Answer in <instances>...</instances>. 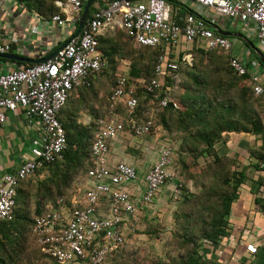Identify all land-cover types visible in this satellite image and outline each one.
Returning a JSON list of instances; mask_svg holds the SVG:
<instances>
[{
  "label": "built area",
  "instance_id": "2783aa9c",
  "mask_svg": "<svg viewBox=\"0 0 264 264\" xmlns=\"http://www.w3.org/2000/svg\"><path fill=\"white\" fill-rule=\"evenodd\" d=\"M188 9L178 15L168 0H110L96 5L79 32H75L82 14V0H56L65 15L55 13L51 21L73 30L67 43L41 62L0 72V128L10 113L22 112L26 123L36 128L30 151L15 171L3 175L0 187V221L11 217L19 183L62 157L67 146L59 111L73 88L84 83L89 74L101 70L106 62L98 49V36L106 29H123L136 45L158 46L162 53L155 63V77L131 81L129 64L116 71V81L108 96V114L98 117L97 130L90 146L91 165L85 172L87 185L80 194L62 198L57 206L34 218L36 245L52 264H106L117 246L124 242V229L139 217L140 208L151 206L160 188L173 184V195L179 196L182 184L172 169L173 141L155 124L153 118L168 106L172 86L166 76L176 72L179 63H189L191 48L228 51L232 40L217 31L213 24L222 17L238 21L246 34H254L264 47V0H186ZM211 25V27H210ZM33 32H35V27ZM11 49L7 40L0 42V53ZM229 65L238 74L250 73L255 93L263 92L258 59L249 63L241 56H229ZM89 84L88 82H86ZM147 92L159 90V100L146 114L147 119L125 117L117 107L129 111L137 105L136 84ZM35 131V130H34ZM126 132L144 152L156 146L153 164L146 170L139 205L129 192L135 186L139 170L135 164L111 157V143ZM152 136L151 144L147 137ZM260 166L264 168V163ZM247 250L256 251L254 244Z\"/></svg>",
  "mask_w": 264,
  "mask_h": 264
},
{
  "label": "rangeland",
  "instance_id": "374dc122",
  "mask_svg": "<svg viewBox=\"0 0 264 264\" xmlns=\"http://www.w3.org/2000/svg\"><path fill=\"white\" fill-rule=\"evenodd\" d=\"M103 39L102 47L113 51L112 61L106 62L105 70L114 76L115 71H120L126 64H130L129 52L137 47L126 40L123 32L115 29L106 32ZM220 56L222 55L212 53L200 57L196 54L193 67L191 65L184 67L175 78V87L170 95L173 106L171 110H167L164 123L170 126L165 127V131H168L175 141L172 169L182 184V192L179 196H174L173 185L169 182L164 184L165 193L161 191L158 193L147 212L139 211L138 219L130 220L126 224L124 229L126 252L119 258L122 264H180V260L184 258L198 256L220 261L215 254L211 256L204 254V244L208 241L202 234L209 228L213 214L221 210V197L227 191L230 192L239 167L237 160L228 152L217 159L209 153L201 154L200 150H205L209 146L199 135L208 133L209 126L219 122L223 116V120L235 122L238 126L239 130H230L231 134L247 132L258 135V138L264 141V129L263 133H254L248 129L253 118H258L264 125V93L260 96L250 93L243 102L238 88H226L230 75L224 71L223 61L227 55L223 53V56ZM218 79L223 84V88L219 89L221 94L214 95L217 98L212 99L210 107H204L205 102L214 94L212 85H216ZM110 82L107 76L104 83H98L93 89L72 94L67 107L66 111L71 114L72 120L78 125L86 126L90 135L95 131L96 117L106 104ZM225 106H231L232 109L228 111ZM214 143V150L218 152L221 143L217 141ZM261 147L264 148V142ZM131 152L137 155L134 151ZM84 162L83 160L82 165L76 167L75 175L70 166L64 163L55 168L45 167L38 171L21 186L22 199L19 200V208L33 216L38 208L36 204L51 192L53 195V191L59 189L56 187L57 184L59 182L60 185L65 184L63 180L66 179L69 180V184L61 186L62 192L56 194L57 198H69L84 179L82 171ZM63 173H67L66 178H63ZM246 258L247 264H264L263 255L252 254ZM22 264H43V261L38 259V262L31 263L24 259Z\"/></svg>",
  "mask_w": 264,
  "mask_h": 264
},
{
  "label": "crops",
  "instance_id": "0c3cea01",
  "mask_svg": "<svg viewBox=\"0 0 264 264\" xmlns=\"http://www.w3.org/2000/svg\"><path fill=\"white\" fill-rule=\"evenodd\" d=\"M109 1L105 0L102 6H105ZM169 2L176 8L178 15H182L188 9L186 0H169ZM58 9L57 13L65 15L63 10L59 7ZM213 26L227 32L226 36L232 40V47L228 51L224 50L225 54L228 56H241L248 63L255 58L258 59L260 63L258 70L263 82L262 93H264V65L256 50L257 48L264 56V47L261 42L254 34H246L238 21L222 17ZM34 27L35 32H33ZM109 30L105 29L102 34H105ZM72 31L68 25L59 26L51 21V17H44L35 9L29 11L20 0H0V42L7 40L11 45V49L6 53L26 58H44L58 49L67 40V36ZM5 59V61L0 62V72L26 66L24 64H16V62L28 63L14 59ZM250 86L253 88V82ZM262 93L257 94L253 89L255 96H260ZM99 114L95 122L98 117L107 115L108 110L103 115ZM36 132V128L26 123L24 115L20 110L10 113L5 123L1 126L0 187L4 185L3 175L15 171L29 155L31 137ZM231 133L230 131L228 134L223 133L225 141L220 142L218 154L230 153L229 155L237 160L239 170L245 174L246 178L240 184L238 197L232 202L231 211L227 216L229 235L219 243H208L205 246L204 254L209 256L215 254L219 257L220 262L237 264L238 261H244L247 259L246 257L253 254L247 250L246 246L248 244H254L258 253L261 248H264V168L260 166L264 161L252 154V149H258L263 143L262 139L258 138V135L247 132ZM146 139L151 144L153 137L148 136ZM172 141L175 146V141ZM134 143V138L130 133L126 132L111 143V157L131 162L139 170L138 179L134 183L135 186H129L128 189L137 205L140 206V196L144 190L143 177L146 170L155 160L157 147L153 146L151 147L152 151L144 152ZM131 150L137 155H134ZM44 168L45 166L38 171ZM82 184L87 185L85 175L79 188L69 196V201L75 195L80 194ZM164 188L165 186H162L158 193L160 191L165 193L166 189ZM60 198L65 199V197ZM51 205L49 201L45 206L49 207ZM149 208L150 206L140 208V211L145 210L147 212ZM233 249H236V253H232ZM262 251L264 255V250Z\"/></svg>",
  "mask_w": 264,
  "mask_h": 264
},
{
  "label": "trees",
  "instance_id": "16d2710c",
  "mask_svg": "<svg viewBox=\"0 0 264 264\" xmlns=\"http://www.w3.org/2000/svg\"><path fill=\"white\" fill-rule=\"evenodd\" d=\"M20 1L24 4V6L27 7L29 11L35 9L39 14L43 15L44 17L50 18L53 14L59 11L58 6L54 3V1L56 0H49V2L45 0H20ZM87 1L88 0H82L83 8ZM171 1H175V0H171ZM103 2H105V0H97L93 2L89 6L87 16H90L91 12L95 9L96 5L102 6ZM114 29L118 32H123L126 40L131 41L135 45V47H137V49H134L132 52H129L131 54V62L129 64L130 80L134 81L137 78H142L144 82H149L152 78L155 77V70H154L155 63L158 56L162 53V51L158 46L136 45L134 40L123 29L118 27H115ZM104 35L105 34L98 36V42H99L98 49L100 51L101 57L105 60V62L109 60L112 61L113 51L110 50L109 48L102 47V41H104L103 39ZM188 52L191 53L190 62L186 64L179 63L176 72H173L166 76L165 79L166 84L172 86L173 90L175 87L176 76L184 67L188 65L192 66L196 54H199L200 57L212 53L223 56V53L225 51L221 48L205 50L200 47H193ZM227 57L223 61L225 66L223 69L227 73V75H230L229 76L230 80L226 83V88H233V87L238 88V90L240 91L239 92L240 99L244 102V100L247 98L246 97L247 95H250V93L253 94V88L250 86L252 84V78L249 73L238 74L236 71H234L229 65V56L227 55ZM143 59H148V61L144 62ZM5 60H6L5 58H0V62ZM16 64L29 65L31 63L25 64L22 62H16ZM108 73L109 71L107 72L104 66L101 70H99V72H96L95 74H89L85 79L84 83L73 88L71 93L68 95L64 106L59 111V119L63 123L65 129L67 146L62 152V157L52 162L46 163L44 165L46 168L52 166H54L55 168L61 163H64L70 166L71 170L75 175L77 174L76 172H74L76 171L75 170L76 167L81 166L83 160L85 161L82 170L83 172L84 171L86 172L88 167L91 165L90 146L94 133L97 130L96 122L94 121L95 131L93 134L90 135L88 132V128L86 126H81L76 124L74 120H72L71 114L68 113L66 110L72 99V94L83 92V90L85 91L89 89L91 90L98 83L99 84H102V82L104 83V80H106V77L108 76L111 82L109 84V88L106 94V104L100 114L103 115L105 112H107L108 103H109L108 96L111 87L115 84L116 81V76H115L116 71L114 73V76L111 73L107 75ZM86 82H88L89 84H87ZM240 83H243L245 86ZM203 86L205 85L203 84ZM212 87H213L212 93L214 94H212L211 95L212 97L205 102L204 107H210L213 103L212 99L217 98L216 96H219L221 94L219 92V89L223 88L222 81L218 79L217 84L212 85ZM160 93L161 92L159 90H156L154 92H147L144 86L137 83L135 88V96L137 97L136 107L133 108L131 111H129L126 107L119 105L117 107V110L121 114L125 115V117L127 118L134 117L137 119H147L148 114H146V112L152 106H156L159 100L158 96L160 95ZM214 95L216 96L214 97ZM169 99L171 101L170 97ZM192 100H194L193 96H192ZM193 102L191 103V105L193 104ZM171 108L172 106L170 107L169 105L161 108L160 111L155 113L153 120L155 124L159 126L169 138L172 139L168 131H165L166 130L165 127L170 128V126L164 123L165 122L164 116L166 115L167 110H171ZM225 109L230 111L232 107L225 106ZM220 119L221 120L219 122H215V124L213 125L211 124L209 126L210 130L208 133L199 135L200 138L203 139L205 142H207L209 146L205 150H200V153L203 154L205 152L206 154L207 153L212 154L215 159L222 157V155L218 154V152L214 150V144H215L214 142L215 141L223 142V140L225 141L224 134L228 133L230 130H239L237 129L238 126L236 125L235 122L230 123L227 120H223V116L220 117ZM250 124L251 127L248 129H250L252 132L263 133L264 125L259 121L258 118H253L250 121ZM252 151H253L252 154L264 160V148L262 149V147L261 148L259 147L258 149H252ZM231 162H233V160H231ZM235 163L233 164L235 165ZM63 175H64L63 178H66L67 173H63ZM32 177L33 176L19 183V186L17 187L15 204L11 210V217L9 219L0 221V264H22L24 259H28V261L31 263L35 261L38 262V259H40L41 262L43 261V264H52L50 259L47 256H45L40 250V248L36 245L35 233L33 231L34 218L48 210V208L45 205L49 201L51 202L53 207L57 206L58 196L56 193L62 192L60 191V187L64 185L67 186L69 184V180L67 179L63 180L65 184L62 185H60L59 182L56 186L57 188L59 187V189L57 191H53V195L51 192L50 195H47L44 200L40 201L39 203L37 202L38 204H36V206L38 208H36L35 211L36 213H33L32 216V214H29V212L23 211L22 209L19 208V200L22 199L21 186L23 185L24 182H27ZM245 178H246L245 174L241 170H238L234 176V180L230 187V192L227 191L225 194L222 195L221 210L216 211L213 214V216L210 218L209 228L204 230L202 234V237L205 238L208 241V243H212V242L214 244L219 243L229 235V231H228L229 224H228L227 216L231 211L232 202L238 197V193H239L238 188L240 187V184L245 180ZM63 201L69 204L68 198L65 197ZM125 238L126 237L124 235V242L120 246H117L116 249L111 254H109L106 260L107 261L106 264H122L121 262H119V258L123 255V253L126 252L127 243H125ZM208 243L204 245L206 246ZM262 250H264V248H261L259 253L255 251L256 253L254 252L253 255L256 256L257 254L262 256L263 255ZM233 252L236 253V249H233L232 253ZM180 261H181L180 264H220L221 263L220 261H216L211 258L203 259L201 256H198L197 258H193V257H189L188 259L184 258ZM237 264H247V263L246 260H244V261H238Z\"/></svg>",
  "mask_w": 264,
  "mask_h": 264
},
{
  "label": "water",
  "instance_id": "95a60500",
  "mask_svg": "<svg viewBox=\"0 0 264 264\" xmlns=\"http://www.w3.org/2000/svg\"><path fill=\"white\" fill-rule=\"evenodd\" d=\"M95 1H97V0H88L85 3L84 8L82 10L81 18H80L78 25H77V28H76L75 32L72 34V36H75L79 32V30L81 29V27L84 23V20L87 17L89 6ZM217 31L221 34H225V35L227 34V32H224L223 30H221L219 28H217ZM66 43H67V40L59 48L64 46ZM256 50H257L258 56H259L262 64L264 65V56L262 55L261 51H258L257 48H256ZM56 51H57V49L54 50L53 52H51L49 55H47L44 58H26V57L17 56V55L11 54V53H0V57L8 58V59H14V60H18V61H24V62H28V63H37V62H41V61H44V60L52 57L56 53ZM169 106L170 107L173 106V103L171 101L169 102Z\"/></svg>",
  "mask_w": 264,
  "mask_h": 264
}]
</instances>
